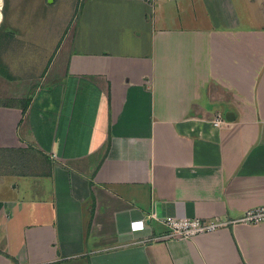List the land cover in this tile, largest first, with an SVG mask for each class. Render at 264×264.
<instances>
[{
    "label": "crops",
    "instance_id": "obj_1",
    "mask_svg": "<svg viewBox=\"0 0 264 264\" xmlns=\"http://www.w3.org/2000/svg\"><path fill=\"white\" fill-rule=\"evenodd\" d=\"M77 1L0 55V264H264V222L162 237L264 204V0Z\"/></svg>",
    "mask_w": 264,
    "mask_h": 264
},
{
    "label": "rangeland",
    "instance_id": "obj_2",
    "mask_svg": "<svg viewBox=\"0 0 264 264\" xmlns=\"http://www.w3.org/2000/svg\"><path fill=\"white\" fill-rule=\"evenodd\" d=\"M82 6V2L77 0H1L0 55L3 57V64H7L11 75L17 78L15 81H18V77H22L23 74L18 66H13L15 47L25 44L34 46L35 48L44 47L47 50L50 49L53 43H57L63 30H66L65 27L69 19L70 33H73L74 24L76 23L77 16L81 13ZM5 45L9 47L6 48ZM33 61L34 57L26 54L23 61L19 57L18 64L21 63L22 65L23 63L24 66L29 67ZM4 87L1 89L0 85V95L7 94ZM15 88L17 87L15 86ZM12 91H8L12 93L10 97L16 93ZM11 100L12 104L8 110L11 112L8 115H0V125L10 123L11 121L17 124L18 106L15 104L13 98ZM4 111L2 110V112Z\"/></svg>",
    "mask_w": 264,
    "mask_h": 264
},
{
    "label": "built area",
    "instance_id": "obj_3",
    "mask_svg": "<svg viewBox=\"0 0 264 264\" xmlns=\"http://www.w3.org/2000/svg\"><path fill=\"white\" fill-rule=\"evenodd\" d=\"M222 120V116L217 114L214 118V124ZM166 226L167 233L163 238L183 237L189 238L198 234L212 232L231 223L258 224L264 222V204L251 207L244 210L241 215L234 219L225 221L219 219H201L198 217H175L166 216L162 220ZM142 221H133L130 224L131 229H143Z\"/></svg>",
    "mask_w": 264,
    "mask_h": 264
},
{
    "label": "water",
    "instance_id": "obj_4",
    "mask_svg": "<svg viewBox=\"0 0 264 264\" xmlns=\"http://www.w3.org/2000/svg\"><path fill=\"white\" fill-rule=\"evenodd\" d=\"M49 1H52V0H49ZM234 118H235V115L231 110L227 109L224 111L225 120L230 121V120H233Z\"/></svg>",
    "mask_w": 264,
    "mask_h": 264
}]
</instances>
